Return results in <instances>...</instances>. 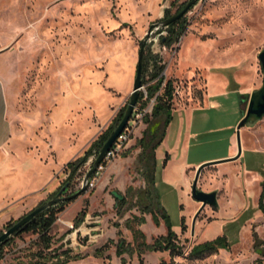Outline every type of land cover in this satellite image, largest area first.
<instances>
[{
	"label": "rangeland",
	"instance_id": "obj_1",
	"mask_svg": "<svg viewBox=\"0 0 264 264\" xmlns=\"http://www.w3.org/2000/svg\"><path fill=\"white\" fill-rule=\"evenodd\" d=\"M188 1L0 0V80L12 127L0 147V232L57 198L61 186L68 187L63 196L81 188L95 157L70 179L65 165L81 157L127 105L140 40L149 26L165 19L166 9L172 16ZM185 17L178 43L162 46L166 32L158 27L144 49V57H161L163 76L175 87L172 119L155 151L157 201L144 194L137 164L141 148L127 146L136 144L148 124L161 123L151 117L153 99L146 101V88L153 83L149 73L130 118L126 148L107 163L130 156L125 178L132 184L119 190L111 180L104 191H96L95 181L93 188L58 205L50 249L44 252L68 249L72 258L80 257L68 264H139L136 253L117 256L116 246L119 241L134 245L126 222L146 206L159 215V203L181 254L145 251L144 264H264V254L256 253L264 250V213L258 207L264 188V116L240 129L238 159L202 170L197 187L216 191L218 206H206L193 228L200 203L190 193L199 165L238 153L236 126L250 95L262 86L258 53L264 48V0H198ZM119 176L124 178V171ZM113 191L125 198L123 207ZM80 213L83 222L76 227ZM144 217L145 223L135 227L148 244L166 235L163 220L156 225L150 214ZM37 237L35 232L14 237L0 264L36 261L34 253L43 249ZM217 237L226 238L227 249L189 255L193 246Z\"/></svg>",
	"mask_w": 264,
	"mask_h": 264
},
{
	"label": "trees",
	"instance_id": "obj_2",
	"mask_svg": "<svg viewBox=\"0 0 264 264\" xmlns=\"http://www.w3.org/2000/svg\"><path fill=\"white\" fill-rule=\"evenodd\" d=\"M184 3L180 6L177 10L180 11L184 7ZM176 12V13H177ZM169 10L166 9L164 11V15L166 18L169 16ZM186 17L183 16L174 23L170 24L167 28H163L166 32V35L161 38V44L164 47H171L174 44L179 42V39L184 34L186 30ZM165 69V65L162 63V59L159 55L150 54L148 56L143 57V69H142V84L146 81L144 80L145 76L150 73V77L148 80L149 82H153L151 85H148L146 88V101H150L153 99V107L151 111V117L155 120L160 119L161 123L154 122L148 124L147 128L145 129L143 136L136 142L135 147H140L141 152L139 154L138 162L142 168V175L146 183V188L144 194L146 197L154 196L157 201V195L155 192V179H154V172H155V151L159 144L161 143L162 139L165 136V130L169 125L172 119V109L171 103L173 100V95L175 92V87L173 85V81L171 79L165 80L163 76V71ZM147 83V82H146ZM139 100L143 97V95H139ZM146 102L142 105L143 107L146 106ZM126 107V106H125ZM125 107L120 111L117 118L114 120L113 123L104 131L102 132L95 140H93L86 150L83 152L82 156L73 160L69 161L64 168V171H68V179L75 176L77 171L80 167L87 162V160L94 156L96 157L98 154L99 149L109 136L110 132L115 128L118 121L123 116ZM142 107V108H143ZM145 120L144 122L149 123L147 119V114L143 117ZM65 185L61 186L55 194H58L61 190L59 196H63L67 191L68 187H64ZM69 196V195H68ZM119 208L123 207L125 204V198H115ZM264 188L262 189L258 207L264 213ZM158 203V202H157ZM64 202H60L45 211L39 214L34 222L29 223L24 229H20L13 234V236L6 239L0 245V258L2 257V251L10 245L12 239L14 237H18L23 233L27 232H35L38 237V241L42 243V248L34 253V257L36 261L31 259L27 263H18V264H68L70 260L79 259V256L71 257V251L66 249L61 253H57L58 251L55 250L53 254L44 252L45 250L50 249V241L51 238L49 236V230L51 229L53 223L56 220V212L55 209L59 205H64ZM61 206V207H62ZM159 208V215L152 212L149 206L144 207L143 213L141 216H133L131 221L126 222V228L132 233L134 245L125 244L123 241H119L115 253L117 256H122L123 254H128L132 256L134 253L137 254V259L139 264H144L142 254L145 251H168L170 256L179 255L181 254V248L178 247L176 244L177 236L171 230V223L169 221L168 216L165 214L163 208L158 203ZM148 213L151 215L153 222L158 225L159 219L163 220L166 228L167 233L164 236H159L153 240L151 244H148L145 241V236L143 232L136 228L135 226H140L145 223L144 214ZM83 214L80 213L75 221V226H79L83 222ZM15 223V222H14ZM14 223H8L6 229L11 227ZM3 232H0V235ZM228 243L225 237H217L214 240L206 241L204 243L195 245L189 252V255L192 257L201 256L205 253H216L219 249H227ZM256 253L264 254V250L256 249Z\"/></svg>",
	"mask_w": 264,
	"mask_h": 264
},
{
	"label": "water",
	"instance_id": "obj_3",
	"mask_svg": "<svg viewBox=\"0 0 264 264\" xmlns=\"http://www.w3.org/2000/svg\"><path fill=\"white\" fill-rule=\"evenodd\" d=\"M198 0H189L184 7L175 13L174 15L162 19L161 21L157 23H153L149 26L145 36L143 39L140 40V49L137 57V67H136V73H135V78L133 81L132 85V90L129 95V100L128 103L125 107L123 116L121 119L118 121L117 125L115 128L110 132L109 136L101 146V148L98 151L97 156L94 158V161L91 165V167L88 169L86 172L85 176L82 179L81 183V188L76 191L74 194L69 195V196H59L62 190L56 194L57 198L52 199L47 201L46 203L38 205L36 208H34L32 211L27 213L25 216L21 217L18 219L11 227L6 229L1 235H0V245L9 237L13 236L16 231L20 229H24L29 223L34 222L36 217L41 214L43 211L46 209L60 203V202H66L69 200H72L76 197H78L83 191L86 190L89 181L91 180L93 174L96 172L98 166L101 164V162L104 160V157L106 153L109 151V149L112 147L118 136L121 134V132L124 130L126 125L128 124L134 110L135 106L137 104L139 95H140V90L142 88V69H143V57H144V49H145V44L147 40L149 39L150 35L152 34V31L155 28H167L170 24L174 23L181 17L185 16L190 8L196 4ZM258 60L260 62V66L262 69V86L254 91L249 98L248 106L246 109V112L242 115V118L240 119L239 123L236 126V137H237V144H238V153L237 155L218 160V161H213V162H208V163H203L199 165L196 169V173L193 179V182L191 184L190 188V193L191 197L200 203V207L196 213V215L193 218L192 222V228L194 226L195 220L197 215L206 207V206H211V207H217V193L216 191L213 192H204L200 190L197 187V183L200 177V174L202 170L205 167H208L210 165L214 164H219V163H224V162H229V161H234L239 158L241 154V144H240V129L244 126L247 125H253L256 123L259 119H261L264 116V48L258 53ZM66 186V185H65ZM64 186V187H65ZM115 198H122V195L118 192L113 191L112 192Z\"/></svg>",
	"mask_w": 264,
	"mask_h": 264
},
{
	"label": "crops",
	"instance_id": "obj_4",
	"mask_svg": "<svg viewBox=\"0 0 264 264\" xmlns=\"http://www.w3.org/2000/svg\"><path fill=\"white\" fill-rule=\"evenodd\" d=\"M0 147H3V145L8 142L10 139V133L12 131L11 124L7 120V112H6V99H5V93H4V87L2 85V82L0 80ZM163 140V139H162ZM127 146H135L131 143H128ZM129 152V149L128 151ZM141 152V151H140ZM127 154V153H126ZM140 154V153H139ZM121 161H117L116 163H113L112 165L106 166V171L103 173L101 177L98 178L97 184H96V191H104L106 187L109 185L110 181L114 183V186L118 188L119 190L127 189L130 187L132 182H129L125 178V173L129 169V162H133L132 159H130V156H127L126 158L120 159ZM137 164H139L137 160ZM124 171V178H121L119 176V172ZM124 255V254H123ZM143 257V256H142Z\"/></svg>",
	"mask_w": 264,
	"mask_h": 264
},
{
	"label": "built area",
	"instance_id": "obj_5",
	"mask_svg": "<svg viewBox=\"0 0 264 264\" xmlns=\"http://www.w3.org/2000/svg\"><path fill=\"white\" fill-rule=\"evenodd\" d=\"M143 88V87H142ZM141 88V90H142ZM134 114V112H133ZM132 114V115H133ZM130 120L124 130L121 132V134L118 136L112 147L109 149V151L106 153L104 160L101 162V164L98 166L96 172L93 174V177L88 183V188H93L95 185V181L97 182L96 177L100 174V170L104 169V166L114 159L115 157L119 156L123 150L126 148V145L130 139Z\"/></svg>",
	"mask_w": 264,
	"mask_h": 264
}]
</instances>
